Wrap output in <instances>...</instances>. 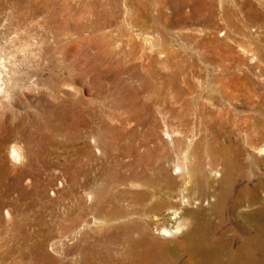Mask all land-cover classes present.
<instances>
[{
    "label": "rangeland",
    "instance_id": "374dc122",
    "mask_svg": "<svg viewBox=\"0 0 264 264\" xmlns=\"http://www.w3.org/2000/svg\"><path fill=\"white\" fill-rule=\"evenodd\" d=\"M0 48L13 58L1 152L20 139L27 154L0 157V264L123 257L128 219L106 220L116 187L140 169L163 183L180 171V110L198 112L206 150L248 132L264 159V0H0ZM148 138L159 146L137 154Z\"/></svg>",
    "mask_w": 264,
    "mask_h": 264
},
{
    "label": "bare ground",
    "instance_id": "6f19581e",
    "mask_svg": "<svg viewBox=\"0 0 264 264\" xmlns=\"http://www.w3.org/2000/svg\"><path fill=\"white\" fill-rule=\"evenodd\" d=\"M12 59L0 50V120L4 119L6 114L4 101L9 91L7 68ZM178 112L181 121L177 133L180 134L183 142L188 143L182 150L180 163L176 164L181 169L176 174L165 169L164 183L159 175L140 169L136 176L117 185L118 208L113 215L111 214L113 217H106V220L112 221L122 217L128 219L122 227L131 233L128 234L130 247L126 248L124 256L120 259H115L116 257L113 256L103 262L105 264H264V171L257 173L252 170L255 163L259 164L264 159L250 152L251 149L258 147L259 142L253 140L247 132L245 143L238 142L240 145L238 144L237 149L215 145V140L212 139L213 146L206 150L207 142L203 137L193 142L196 132L190 124L193 122V112L197 111ZM14 116L16 117L15 114ZM205 133L202 132L204 135ZM229 139L231 140V137ZM259 139L264 140V132L259 133ZM135 145L136 153L142 155L151 147L157 148L159 141L152 138L141 139ZM1 150L0 148V157L7 158L13 164L24 162L27 156L26 146L20 139H14L4 153ZM260 152H264V147L259 149ZM128 155L129 152L123 154L124 157ZM218 164L221 165L220 168H216ZM159 169H163V166ZM103 207L105 208L104 205Z\"/></svg>",
    "mask_w": 264,
    "mask_h": 264
}]
</instances>
